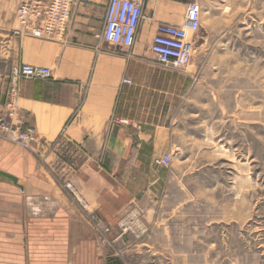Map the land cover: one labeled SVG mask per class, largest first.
I'll use <instances>...</instances> for the list:
<instances>
[{
    "label": "crops",
    "instance_id": "1",
    "mask_svg": "<svg viewBox=\"0 0 264 264\" xmlns=\"http://www.w3.org/2000/svg\"><path fill=\"white\" fill-rule=\"evenodd\" d=\"M18 2L0 0V106L15 126L32 129L33 140L23 148L0 138V170L17 179L0 178L2 198L16 207L18 220L26 216L37 228L47 226L34 232L49 240L47 257L65 254L66 264H130L144 237L120 236L117 222L138 208L148 223L167 204L169 168L154 159L174 146L180 112L178 104L161 102L167 91L154 85L149 43L155 20L183 23L184 5L146 0L139 38L119 48L101 40L107 0L74 4L65 32L41 38L12 33ZM20 63L46 66L51 77L11 81L8 74ZM58 176L71 182L87 215L59 187ZM90 213L110 227L107 241Z\"/></svg>",
    "mask_w": 264,
    "mask_h": 264
},
{
    "label": "rangeland",
    "instance_id": "2",
    "mask_svg": "<svg viewBox=\"0 0 264 264\" xmlns=\"http://www.w3.org/2000/svg\"><path fill=\"white\" fill-rule=\"evenodd\" d=\"M201 8L186 70L153 60L154 85L167 91L161 102L180 112L166 166L169 200L148 223L141 213L142 233L125 234L145 242L130 264H264V0H201ZM58 179L87 215L79 194ZM4 195L0 264H66L65 254L47 257L49 240L34 235L47 226L18 220Z\"/></svg>",
    "mask_w": 264,
    "mask_h": 264
},
{
    "label": "built area",
    "instance_id": "3",
    "mask_svg": "<svg viewBox=\"0 0 264 264\" xmlns=\"http://www.w3.org/2000/svg\"><path fill=\"white\" fill-rule=\"evenodd\" d=\"M88 1L19 0L15 10L18 27L12 33L18 36L28 33L35 38L61 36L65 32L74 4ZM176 1L185 6L183 23L177 25L155 20L149 43V50L155 60L166 69H183L191 62L195 36L201 26V0ZM145 2L146 0H107L101 40L119 48L132 47L145 17L143 14ZM8 77L11 81L20 78L48 79L51 77V69L46 66L20 63L11 69ZM122 82L130 84L131 79L123 78ZM0 138L23 148H30L33 132L28 127L15 126L7 119L6 113L0 106ZM171 159L172 154L165 152L155 158L154 163L169 166ZM64 186L71 194H76L70 181L65 182ZM140 216L141 211L138 208L128 210L117 222L119 235H125L128 231L142 233ZM89 221L101 240L107 241L106 235L110 227L94 213L89 214Z\"/></svg>",
    "mask_w": 264,
    "mask_h": 264
},
{
    "label": "water",
    "instance_id": "4",
    "mask_svg": "<svg viewBox=\"0 0 264 264\" xmlns=\"http://www.w3.org/2000/svg\"><path fill=\"white\" fill-rule=\"evenodd\" d=\"M0 177L6 178V179L12 181L13 183H16V181H17L16 177H14L13 175H10L6 172H3L1 170H0Z\"/></svg>",
    "mask_w": 264,
    "mask_h": 264
}]
</instances>
